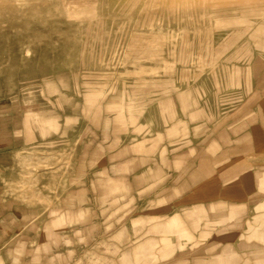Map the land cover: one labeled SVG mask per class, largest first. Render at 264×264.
Listing matches in <instances>:
<instances>
[{
  "label": "rangeland",
  "instance_id": "1",
  "mask_svg": "<svg viewBox=\"0 0 264 264\" xmlns=\"http://www.w3.org/2000/svg\"><path fill=\"white\" fill-rule=\"evenodd\" d=\"M0 264H264V0H0Z\"/></svg>",
  "mask_w": 264,
  "mask_h": 264
}]
</instances>
